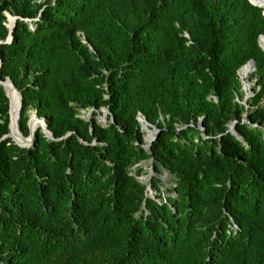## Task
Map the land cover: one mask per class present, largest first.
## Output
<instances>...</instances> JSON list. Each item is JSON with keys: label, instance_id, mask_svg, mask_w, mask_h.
Wrapping results in <instances>:
<instances>
[{"label": "trees", "instance_id": "16d2710c", "mask_svg": "<svg viewBox=\"0 0 264 264\" xmlns=\"http://www.w3.org/2000/svg\"><path fill=\"white\" fill-rule=\"evenodd\" d=\"M261 34L248 0H0L19 129L32 110L53 135L5 138L0 85V264H264ZM139 116L158 129L149 149Z\"/></svg>", "mask_w": 264, "mask_h": 264}, {"label": "water", "instance_id": "95a60500", "mask_svg": "<svg viewBox=\"0 0 264 264\" xmlns=\"http://www.w3.org/2000/svg\"><path fill=\"white\" fill-rule=\"evenodd\" d=\"M252 5L256 6V7H259L261 9V13L262 15L264 16V0H257L256 2H252L251 0H248ZM18 18V16H10L9 17V23L7 24L8 28H9V33H8V36L6 38V41L10 40L11 39V35H12V28L15 24V21L16 19ZM186 36H188V34H186ZM263 37L264 38V34H261L259 35V38H258V41H259V45L260 47L262 48V50L264 51V47L262 46V44L260 43V38ZM1 43V41H0ZM246 63H250L252 66H253V71L255 70V62L253 59H250L248 60ZM0 66H1V60H0ZM243 66V65H242ZM241 66V67H242ZM240 67V68H241ZM239 68V69H240ZM238 69V70H239ZM238 70H237V75H238ZM9 83L11 88L18 94L19 96V110H18V113H17V119H19L20 117V110H21V103H22V100H21V96L19 94V92L17 91V89L15 88L12 80L10 78H6L5 80H0V85L4 88L5 90V93H6V96L8 97L9 99V132L4 136L5 138L6 137H11L19 146H22V147H26V146H29L31 143H32V140H33V136H34V132L35 130L38 128V126H40L43 130V132L45 133V135L49 138H53V135L52 133L49 131L48 127H47V124L44 120V118H40L37 116V113L36 111H33V114H34V117L35 119L37 120V122H39V125L37 127H35L32 131L30 130V126H29V120H28V128H29V135L28 136H24L22 134V132L20 131L21 135H22V139L23 141L22 142H18L12 135H11V130H10V94H9V91L6 89L5 87V84ZM241 87L243 88H246L247 87V83L246 81H241ZM94 108H90L88 110V113L86 115L85 120H89L90 119V114L93 112ZM110 113L109 109L107 108H103V114L104 116L106 117L108 114ZM97 120L100 122V120L97 118ZM107 119H105L103 122L105 123ZM138 120L141 124V129H143V125L144 126H147L148 127V131H149V138H146L144 137V141L145 143L142 144V146L146 149H149L152 141L155 139L156 135H157V132H158V129L156 126L148 123L145 118L143 116H139L138 117ZM141 120H144V123L141 122ZM150 127V128H149ZM230 129H233V125H230ZM148 189V188H147Z\"/></svg>", "mask_w": 264, "mask_h": 264}, {"label": "rangeland", "instance_id": "374dc122", "mask_svg": "<svg viewBox=\"0 0 264 264\" xmlns=\"http://www.w3.org/2000/svg\"><path fill=\"white\" fill-rule=\"evenodd\" d=\"M5 15L7 17V24H8L9 23V17L12 16V15L9 14L8 12H5ZM252 72H251V74L248 75L249 78H247V80H246V83H247L248 87H246V88L241 87L243 95H244V99H243L242 102L245 104V107L248 110H251L253 108L251 103H250V98L253 96V89L256 86V77H254V71H252ZM260 105L264 106V98L261 99ZM87 113H88V111L81 110L80 115L82 117H86ZM29 114H30V119H31V117L33 115V111L32 110L29 111ZM92 115L93 114L91 113L90 117ZM246 115H247V113L244 114V116H246ZM107 116L106 117L104 116L103 108H101L98 111L97 118L100 120V122H103L105 119H107ZM263 128H264V125H263ZM141 130L144 132V137H148L149 138V136H148L149 132L147 130H145V129H141ZM149 164H150L149 161L142 162L143 172L139 176H137V178L140 179L141 181H143L146 184V186L148 188L147 189V195H149L151 197H154L155 193L153 192V190H152V188L150 186V179H151V177L153 175V171L151 170V167L149 166ZM135 169H136V167H134L132 170H135ZM132 173H134V171H132ZM159 177L161 179V182H159V188H160L161 192H164V194L167 195L166 194L167 193V189H170V187H171V182L169 180V177L165 173H162Z\"/></svg>", "mask_w": 264, "mask_h": 264}, {"label": "bare ground", "instance_id": "6f19581e", "mask_svg": "<svg viewBox=\"0 0 264 264\" xmlns=\"http://www.w3.org/2000/svg\"><path fill=\"white\" fill-rule=\"evenodd\" d=\"M252 2H255L254 0H251ZM257 1V0H256ZM261 40H264L263 37L260 38V43ZM262 44V43H261ZM263 46V45H262ZM264 47V46H263ZM253 71V66L250 63H247L244 65L239 71L238 75L241 81H246L247 78H249V74ZM253 73V72H252ZM6 89L9 91L10 94V130H11V135L18 141L22 142V135L20 133L19 125H18V119H17V113L19 110V96L18 94L11 88L10 84L7 83L5 84ZM248 87V85H247ZM12 111V114H11ZM142 123H144V120H141ZM39 125V122L34 117V114L32 115L30 121H29V126L30 130L32 131L35 127ZM143 129L148 131V127L143 125ZM149 132V131H148ZM150 134V133H149ZM148 134V136H150ZM148 138V137H146Z\"/></svg>", "mask_w": 264, "mask_h": 264}]
</instances>
